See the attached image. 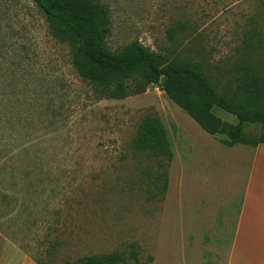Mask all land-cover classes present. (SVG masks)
I'll return each mask as SVG.
<instances>
[{
	"label": "rangeland",
	"instance_id": "rangeland-1",
	"mask_svg": "<svg viewBox=\"0 0 264 264\" xmlns=\"http://www.w3.org/2000/svg\"><path fill=\"white\" fill-rule=\"evenodd\" d=\"M95 1L109 9V51L137 41L201 61L219 93L237 86L246 52L264 62V0ZM147 116L166 128L171 160L134 148ZM250 152L205 133L159 86L98 97L31 0H0V264L112 252L122 264H221Z\"/></svg>",
	"mask_w": 264,
	"mask_h": 264
},
{
	"label": "trees",
	"instance_id": "trees-1",
	"mask_svg": "<svg viewBox=\"0 0 264 264\" xmlns=\"http://www.w3.org/2000/svg\"><path fill=\"white\" fill-rule=\"evenodd\" d=\"M31 1L45 18L52 37L70 47L75 72L98 97L123 100L144 93L149 86H159L200 129L220 136L225 146L255 148L264 143V62H249V51L241 57L237 86L219 93L201 61L173 58L137 41L109 51L110 13L104 4L95 0ZM216 109L233 115L237 123L223 121ZM133 145L139 152L172 159L166 128L152 116L140 123ZM128 257L138 261L135 251ZM126 260L123 252H112L86 255L72 264H122Z\"/></svg>",
	"mask_w": 264,
	"mask_h": 264
},
{
	"label": "crops",
	"instance_id": "crops-1",
	"mask_svg": "<svg viewBox=\"0 0 264 264\" xmlns=\"http://www.w3.org/2000/svg\"><path fill=\"white\" fill-rule=\"evenodd\" d=\"M241 208L221 264H264V143L251 148ZM20 264H35L28 258Z\"/></svg>",
	"mask_w": 264,
	"mask_h": 264
}]
</instances>
